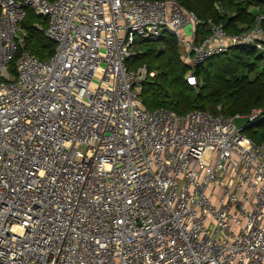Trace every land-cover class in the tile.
<instances>
[{"label": "built area", "instance_id": "obj_1", "mask_svg": "<svg viewBox=\"0 0 264 264\" xmlns=\"http://www.w3.org/2000/svg\"><path fill=\"white\" fill-rule=\"evenodd\" d=\"M27 9L47 60L26 48ZM263 20L229 33L179 0H0V264H264V143L236 122L264 108L152 111L156 71L127 64L165 34L192 69L264 55Z\"/></svg>", "mask_w": 264, "mask_h": 264}, {"label": "trees", "instance_id": "obj_2", "mask_svg": "<svg viewBox=\"0 0 264 264\" xmlns=\"http://www.w3.org/2000/svg\"><path fill=\"white\" fill-rule=\"evenodd\" d=\"M187 10L203 21L222 24L229 33L251 28L264 12V0H179ZM37 23L47 20L27 9L21 26L26 32V48L47 60L55 52L56 43L45 35ZM264 27V20L262 21ZM140 52L127 61L135 70L146 65L156 71L142 83V100L149 110L165 108L184 115L204 110L226 116L248 115L254 108H264V55L253 48H237L214 56L192 69L180 60V47L175 36L165 34L158 41L137 40ZM258 53V54H257ZM132 60L134 63L132 64ZM197 76L196 86L187 77ZM220 107V109H219ZM255 143H264V120L244 132Z\"/></svg>", "mask_w": 264, "mask_h": 264}, {"label": "water", "instance_id": "obj_3", "mask_svg": "<svg viewBox=\"0 0 264 264\" xmlns=\"http://www.w3.org/2000/svg\"><path fill=\"white\" fill-rule=\"evenodd\" d=\"M189 28H191V27H189ZM189 28H187V30ZM236 122H237V125L243 129V131H245L246 129H248L251 126H254V125L248 124L249 123L248 117L238 118V119H236Z\"/></svg>", "mask_w": 264, "mask_h": 264}, {"label": "rangeland", "instance_id": "obj_4", "mask_svg": "<svg viewBox=\"0 0 264 264\" xmlns=\"http://www.w3.org/2000/svg\"><path fill=\"white\" fill-rule=\"evenodd\" d=\"M191 32H192V29L189 28V29L187 30V33H188V34H191ZM257 54H258V53H257ZM131 62H132V64H133V63H134V60H132ZM135 68H136V67H135V64H134L132 67H129L130 70H135ZM95 82H97V80H95ZM91 88H96V85L92 83V84H91ZM212 229H213V226H211V230H212Z\"/></svg>", "mask_w": 264, "mask_h": 264}]
</instances>
